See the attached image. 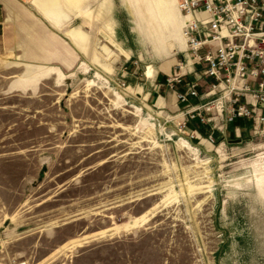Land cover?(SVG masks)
Returning <instances> with one entry per match:
<instances>
[{"label": "rangeland", "instance_id": "1", "mask_svg": "<svg viewBox=\"0 0 264 264\" xmlns=\"http://www.w3.org/2000/svg\"><path fill=\"white\" fill-rule=\"evenodd\" d=\"M156 1L0 0V264H264V122L157 115L145 69L187 47Z\"/></svg>", "mask_w": 264, "mask_h": 264}, {"label": "built area", "instance_id": "2", "mask_svg": "<svg viewBox=\"0 0 264 264\" xmlns=\"http://www.w3.org/2000/svg\"><path fill=\"white\" fill-rule=\"evenodd\" d=\"M177 5L189 59L178 61L166 82L185 106L178 129L185 131L192 120L211 121L218 130L237 118L264 122L259 111L264 109V0H177ZM187 65L198 77H185ZM202 78L207 81L204 92L199 89ZM201 95L207 99L191 104ZM206 140L215 141L211 133Z\"/></svg>", "mask_w": 264, "mask_h": 264}, {"label": "crops", "instance_id": "3", "mask_svg": "<svg viewBox=\"0 0 264 264\" xmlns=\"http://www.w3.org/2000/svg\"><path fill=\"white\" fill-rule=\"evenodd\" d=\"M75 1V0H74ZM177 2V0H176ZM175 0H170V7L173 8V10L176 12L175 6H176ZM44 3H49L50 6L44 7ZM34 6L37 9V11L53 26L59 25V18H58V0H34ZM7 11L11 12L13 11L12 4H8ZM178 20L183 23V18L180 13V16L178 17ZM67 36L71 40V42L76 46L77 44H81V39L83 37L82 34L76 33V29L68 30L66 31ZM178 38L179 42L185 46V41L182 39V37L178 34H175ZM21 42V41H20ZM19 43V42H18ZM25 44H32L30 41H25ZM34 44V43H33ZM37 45V44H34ZM29 52V50L27 51ZM42 52V48H41ZM189 59V54L186 52V54L183 56V61ZM168 67V68H167ZM168 73L166 71L161 72L159 74L158 71H155V69H151L150 67H147V70L145 69V75L149 78H151V87L146 92V97L150 104L155 108L157 115H161L165 117L166 121H175V123L180 122L184 119L183 116V106L182 104L178 103L175 97L174 91L168 86L166 82V78L171 76L176 69H171V65L167 66ZM192 69L191 66H185L184 70L187 72L185 77L187 78H195L198 77V73H194L190 71ZM188 70V71H187ZM161 77V78H160ZM175 88L182 89V84H176ZM200 91H205L207 89V81L205 79L200 80ZM207 98L204 97V95H201L199 98H192L190 99L191 104L194 103H200ZM262 114H264V109L259 110ZM168 119V120H167ZM177 121V122H176ZM220 121L219 117L215 118V123L218 124ZM253 124H259L254 123L251 119L246 118H237L233 122L226 125L224 130H218L217 128H213V124L211 121L207 123H198L197 121H188L186 123V130L187 131H193L195 134V137L204 135L206 136L211 133L214 139L220 138L223 139L226 134H230L231 132L235 134V132H239L241 130H246L249 125ZM230 137V135H229Z\"/></svg>", "mask_w": 264, "mask_h": 264}, {"label": "bare ground", "instance_id": "4", "mask_svg": "<svg viewBox=\"0 0 264 264\" xmlns=\"http://www.w3.org/2000/svg\"><path fill=\"white\" fill-rule=\"evenodd\" d=\"M178 6V5H177ZM156 7H157V10H158V12L160 13V15H161V17L163 18V20H166L167 19V17H168V15L166 14V11H165V9H167L166 7H164L163 6V2H162V0H157L156 1ZM177 10H178V15H180V10H179V7H177ZM171 13V12H170ZM171 18H174L173 20H175V18H176V16H174L173 14H171V16H170ZM183 25L178 21L177 22V25H176V27H175V30H176V33L178 34L179 33V35L182 37L183 36V38H184V41H185V44H186V40H185V37H184V35H183ZM182 29V30H181ZM181 30V31H180Z\"/></svg>", "mask_w": 264, "mask_h": 264}, {"label": "water", "instance_id": "5", "mask_svg": "<svg viewBox=\"0 0 264 264\" xmlns=\"http://www.w3.org/2000/svg\"><path fill=\"white\" fill-rule=\"evenodd\" d=\"M229 135H230L229 141H235V142L242 141V138H239V137L233 138V136H234L233 132H231Z\"/></svg>", "mask_w": 264, "mask_h": 264}]
</instances>
